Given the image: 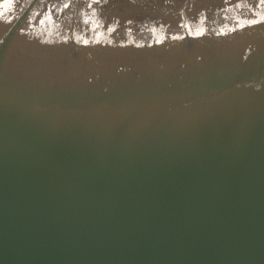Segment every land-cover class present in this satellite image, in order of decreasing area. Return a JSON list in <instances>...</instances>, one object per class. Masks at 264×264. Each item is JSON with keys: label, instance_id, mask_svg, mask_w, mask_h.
Segmentation results:
<instances>
[{"label": "water", "instance_id": "95a60500", "mask_svg": "<svg viewBox=\"0 0 264 264\" xmlns=\"http://www.w3.org/2000/svg\"><path fill=\"white\" fill-rule=\"evenodd\" d=\"M0 264H264V3L0 0Z\"/></svg>", "mask_w": 264, "mask_h": 264}, {"label": "snow or ice", "instance_id": "6c2138e0", "mask_svg": "<svg viewBox=\"0 0 264 264\" xmlns=\"http://www.w3.org/2000/svg\"><path fill=\"white\" fill-rule=\"evenodd\" d=\"M6 2L10 3V0H6ZM262 3H264V0H261Z\"/></svg>", "mask_w": 264, "mask_h": 264}]
</instances>
